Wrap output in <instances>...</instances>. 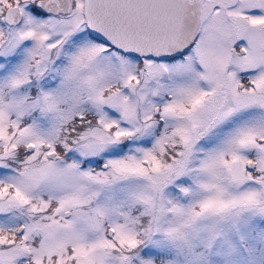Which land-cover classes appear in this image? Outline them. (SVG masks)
<instances>
[{
    "label": "snow or ice",
    "instance_id": "obj_1",
    "mask_svg": "<svg viewBox=\"0 0 264 264\" xmlns=\"http://www.w3.org/2000/svg\"><path fill=\"white\" fill-rule=\"evenodd\" d=\"M0 264H264V0H0Z\"/></svg>",
    "mask_w": 264,
    "mask_h": 264
}]
</instances>
